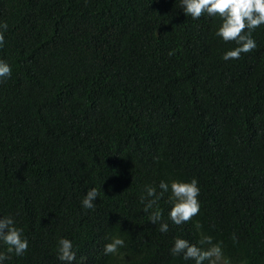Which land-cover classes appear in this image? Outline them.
I'll return each instance as SVG.
<instances>
[{"label":"trees","instance_id":"1","mask_svg":"<svg viewBox=\"0 0 264 264\" xmlns=\"http://www.w3.org/2000/svg\"><path fill=\"white\" fill-rule=\"evenodd\" d=\"M0 23V218L28 242L4 264H67L61 238L71 264H195L171 249L202 236L223 263L264 264V24L225 60L238 45L216 35L220 18L181 0H0ZM192 179L199 214L173 223L169 190L161 232L146 188Z\"/></svg>","mask_w":264,"mask_h":264},{"label":"clouds","instance_id":"2","mask_svg":"<svg viewBox=\"0 0 264 264\" xmlns=\"http://www.w3.org/2000/svg\"><path fill=\"white\" fill-rule=\"evenodd\" d=\"M181 7L185 15H190L193 19H199L207 13L210 16L220 18V24L216 35L225 42H235L238 46L225 52L224 59H239L241 53H248L256 48L255 40L252 38V31L264 24V0H181ZM7 23H0V46L4 43V32L7 31ZM169 52V55H172ZM10 65L0 60V78L11 75ZM161 192L157 194L154 187L146 188L147 196L141 197L144 203V212L149 213V221L152 224L159 223L161 232L168 231V224L162 222V211L157 207L160 196L170 190L172 206L169 211L171 221L177 225L187 223L199 214L200 203L198 200L199 187L197 180L170 182L161 181L159 184ZM100 195L99 191L92 187L87 190L82 206L92 209L95 207L94 200ZM150 198V199H149ZM151 210V211H150ZM199 227V225H197ZM0 242L6 245V251H0V264L10 259L11 253L17 256L23 255L27 248V239L22 236V229L15 225L11 216L0 218ZM199 247L188 240L177 237L171 249L172 255L183 253L185 259H192L195 264H220L223 260V251L220 244H213L210 236H202ZM124 246V240L116 237L104 246L105 254L116 253L119 247ZM59 260L71 264L76 259L72 242L69 239L61 238L58 241ZM224 264H227L225 261Z\"/></svg>","mask_w":264,"mask_h":264},{"label":"rangeland","instance_id":"3","mask_svg":"<svg viewBox=\"0 0 264 264\" xmlns=\"http://www.w3.org/2000/svg\"><path fill=\"white\" fill-rule=\"evenodd\" d=\"M220 264H224L223 261H221Z\"/></svg>","mask_w":264,"mask_h":264}]
</instances>
